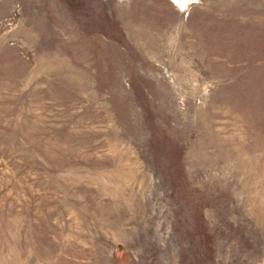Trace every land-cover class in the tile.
Segmentation results:
<instances>
[{
  "label": "rangeland",
  "instance_id": "374dc122",
  "mask_svg": "<svg viewBox=\"0 0 264 264\" xmlns=\"http://www.w3.org/2000/svg\"><path fill=\"white\" fill-rule=\"evenodd\" d=\"M0 264H264V0H0Z\"/></svg>",
  "mask_w": 264,
  "mask_h": 264
}]
</instances>
